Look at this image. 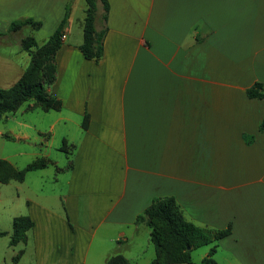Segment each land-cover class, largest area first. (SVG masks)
Wrapping results in <instances>:
<instances>
[{
	"label": "crops",
	"instance_id": "obj_1",
	"mask_svg": "<svg viewBox=\"0 0 264 264\" xmlns=\"http://www.w3.org/2000/svg\"><path fill=\"white\" fill-rule=\"evenodd\" d=\"M72 1L48 88L61 109L41 110L48 126L20 122L13 133L37 150L31 163L49 162L28 173L55 169L65 187L44 193L27 185L28 173L18 182L0 264H106L116 255L150 264L151 229L137 218L163 198L197 227L229 230L194 264L212 248L217 264H264V101L247 96L264 85V0H108L98 62L80 50L85 0ZM70 2L0 0V34L16 20L41 24L0 37V89L30 65L23 39L46 42ZM58 138L71 148L64 164L50 157ZM21 216L33 227L11 245Z\"/></svg>",
	"mask_w": 264,
	"mask_h": 264
},
{
	"label": "trees",
	"instance_id": "obj_2",
	"mask_svg": "<svg viewBox=\"0 0 264 264\" xmlns=\"http://www.w3.org/2000/svg\"><path fill=\"white\" fill-rule=\"evenodd\" d=\"M73 1L67 6L66 14L53 35L44 43L42 58L35 57L33 46L25 43L30 40L35 45V39L28 37L23 42V49L31 56V62L21 79L10 89H0V122L9 114L17 112L24 104L34 102L36 108L45 112L58 111L61 109V102L57 100L48 88L56 80V54L63 45V37L70 18V10ZM87 6V17L84 25V41L80 50L88 60L100 61L104 54V40L108 32V0H85ZM101 9V30H95L94 18L98 9ZM24 26H32L39 29L41 24L33 19H21L14 21L6 34L0 37L15 33ZM250 99L264 101V85L256 83L247 90ZM87 125V119L84 122ZM260 131H264V119L260 126ZM71 148L67 142H63L62 152L69 153ZM46 160L41 159L29 164L24 170H18L8 161L0 159V183L8 184L11 181L23 182L25 176L30 171L44 169L48 166ZM146 222L151 229V241L155 247L156 258L150 264H194L191 258V251L203 246L213 244L216 240L229 234L226 231H211L200 228L188 222L174 198H163L154 200L153 203L137 218V222ZM33 227V222L28 216L17 217L13 221V232L11 245L25 243L27 232ZM6 232H0V236H5ZM215 248H212L208 257L204 258L200 264H217L212 258ZM106 264H130L121 255H116L107 259Z\"/></svg>",
	"mask_w": 264,
	"mask_h": 264
},
{
	"label": "rangeland",
	"instance_id": "obj_3",
	"mask_svg": "<svg viewBox=\"0 0 264 264\" xmlns=\"http://www.w3.org/2000/svg\"><path fill=\"white\" fill-rule=\"evenodd\" d=\"M87 6L85 7L84 16L82 18L83 26L85 25V20L87 17ZM101 9H98L97 16L94 18L93 24L95 30H101L103 23L101 22ZM76 27V26H75ZM77 28V27H76ZM29 30V29H28ZM75 37L78 35L77 31L74 30ZM27 38L23 39V42ZM36 44L32 45L31 41L28 40L25 44L28 43L33 46L32 50L35 52V57L38 60L42 58V50L44 43L35 41ZM31 102L24 104V106L16 113L9 114L8 118L0 122V131L4 133L3 137H0V159L8 158L11 162L15 163L20 167L19 170H24L34 158L27 156L28 153L37 152L32 147L28 146L25 141L17 140L13 133L19 131V123H28L29 125L34 124H44V127L48 126V121L46 119L45 112L41 111L39 108L28 109V106ZM43 118V119H42ZM47 121V123H46ZM43 126V125H42ZM63 146V141L61 138L56 139L54 143L49 148L50 157L52 160H60L64 164V158L66 157L65 153L61 151ZM23 152V155L19 153ZM38 173H28L27 174V185L38 186L42 188L44 193H51L53 191H61L65 187V181L60 180L56 182V170L50 169L48 175L43 176L42 178L37 175ZM20 186L18 182H11L8 184H0V230L12 229V222L10 220L11 214L13 212V206H11L13 200L17 196L16 187ZM27 186V187H28ZM24 208V206L22 207ZM6 239L0 237V243L5 242ZM152 253H155L154 245H151ZM2 247V245H1ZM206 247L199 248L195 250L192 254L193 261L199 259V254L203 252Z\"/></svg>",
	"mask_w": 264,
	"mask_h": 264
},
{
	"label": "built area",
	"instance_id": "obj_4",
	"mask_svg": "<svg viewBox=\"0 0 264 264\" xmlns=\"http://www.w3.org/2000/svg\"><path fill=\"white\" fill-rule=\"evenodd\" d=\"M64 38V37H63Z\"/></svg>",
	"mask_w": 264,
	"mask_h": 264
}]
</instances>
